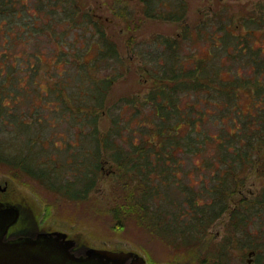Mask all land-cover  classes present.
Here are the masks:
<instances>
[{"label":"trees","instance_id":"trees-1","mask_svg":"<svg viewBox=\"0 0 264 264\" xmlns=\"http://www.w3.org/2000/svg\"><path fill=\"white\" fill-rule=\"evenodd\" d=\"M169 1L175 8L168 19L182 21L185 2ZM159 3H147L145 16L164 19ZM223 14L210 24L185 25L177 37L156 36L139 44L135 52L150 83L140 95L120 98L109 107L108 95L122 75L123 61L116 42L103 30L94 59H84L90 46L78 55L84 62L77 67L81 81L74 89L70 78L46 89L36 82L32 91L39 98H22L19 94L31 90L20 85L13 70H0V163L19 168L67 201L81 203L99 187L109 164L120 193L117 227L133 217L178 251L175 263L195 258L232 196L256 163L263 162L264 59H256L262 52L253 48L251 38L242 43L231 16L225 21ZM196 35L209 47L186 54ZM103 63L107 66L101 68ZM107 68L116 72L94 75ZM240 68H248L247 77ZM103 115L110 121L104 132ZM62 126L66 130L59 132ZM250 222L258 229L244 244L253 250L255 263L264 264V186L231 213L233 232L244 231ZM226 246L221 253L226 254Z\"/></svg>","mask_w":264,"mask_h":264},{"label":"rangeland","instance_id":"rangeland-1","mask_svg":"<svg viewBox=\"0 0 264 264\" xmlns=\"http://www.w3.org/2000/svg\"><path fill=\"white\" fill-rule=\"evenodd\" d=\"M155 1L159 0H0V70L4 73L13 70L15 78L22 81L20 85L31 90L30 94H19L22 98H39L32 91L36 82L46 89L49 84L70 80V89H74L78 84L75 82L81 81L77 67L84 62L78 55L90 46L84 59H94L99 49V30H103L116 42L123 61L119 64L122 75L108 95L109 107L120 98L140 95L150 83L144 80L146 76L141 68L145 65L135 52L139 44L156 36L177 37L185 25L210 24L211 18L217 21V15L223 13L221 19L225 21L231 16L232 28L237 27L235 34L243 38L242 43L251 38L253 48L262 52L256 59H264V0H181L186 7L182 21L168 19L175 8L169 0L159 3L158 11L165 15L164 19L145 16L143 7ZM175 2L178 4L179 0ZM195 38L194 43L189 42L185 47L186 54L202 46L209 47L197 35ZM224 62L228 66L231 63L227 58ZM32 66L35 72L29 69ZM239 70L247 77L248 68ZM114 72L107 68L94 75L101 77ZM109 126L107 115H103L102 132ZM65 128L62 126L58 131L64 132ZM260 156L263 162L256 163L245 184L232 196L228 211L211 227L200 253L180 264H256L255 256L251 255L253 250L244 242L248 241V235L255 234L258 225L250 222L244 231L240 228L233 232L230 217L242 200L254 199L264 186V175H261L264 165L258 169L264 163V150ZM113 171L107 164L99 187L86 203H81L67 201L19 168L0 163V208L18 206L21 209V217L12 226L10 235L53 230L65 233L81 253L90 248L133 251L142 255L146 264H177L178 251L133 217L125 218L122 227H117L114 212L120 193L115 189L117 177ZM224 243H227L226 254L221 253Z\"/></svg>","mask_w":264,"mask_h":264},{"label":"water","instance_id":"water-1","mask_svg":"<svg viewBox=\"0 0 264 264\" xmlns=\"http://www.w3.org/2000/svg\"><path fill=\"white\" fill-rule=\"evenodd\" d=\"M17 219L16 210H0V264H146L145 258L133 251L90 248L84 255L76 256L71 252L74 241L67 240V235L61 232L5 242Z\"/></svg>","mask_w":264,"mask_h":264},{"label":"flooded vegetation","instance_id":"flooded-vegetation-1","mask_svg":"<svg viewBox=\"0 0 264 264\" xmlns=\"http://www.w3.org/2000/svg\"><path fill=\"white\" fill-rule=\"evenodd\" d=\"M6 209H8V210H10V209H14V210H16L17 212H18V219H17V222L15 223V224H17L18 223V221H19V219H20V217H21V209L18 207V206H6V207H4V208H0V210H6ZM14 224V225H15ZM14 225H12V226H14ZM12 226L9 228V230H8V233H7V235H6V237H5V239H4V241L5 242H8V241H14V240H16V239H18V238H20V237H31V238H37V236H38V234H40V233H45V234H53V233H55V232H57V231H53V230H46V231H44V230H42V231H30V232H28V233H24V234H19V235H16V236H13V235H10V231H11V229H12ZM55 236V235H54ZM56 237V236H55ZM67 240H69L68 238H67ZM75 243V242H74ZM71 252L73 253V254H75L76 256H81V255H84L85 253H81L80 251H78L77 249H76V243H75V245L71 248Z\"/></svg>","mask_w":264,"mask_h":264}]
</instances>
